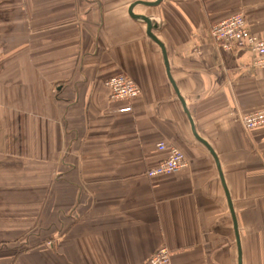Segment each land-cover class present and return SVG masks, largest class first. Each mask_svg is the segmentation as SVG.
<instances>
[{"label":"crops","instance_id":"0c3cea01","mask_svg":"<svg viewBox=\"0 0 264 264\" xmlns=\"http://www.w3.org/2000/svg\"><path fill=\"white\" fill-rule=\"evenodd\" d=\"M145 3L155 6L141 5ZM133 6L131 12L129 8ZM264 264V69L211 27L240 13L264 36V0H0V264ZM117 74L140 88L108 100ZM130 106L129 112L118 110ZM177 147L187 167L146 173Z\"/></svg>","mask_w":264,"mask_h":264},{"label":"built area","instance_id":"2783aa9c","mask_svg":"<svg viewBox=\"0 0 264 264\" xmlns=\"http://www.w3.org/2000/svg\"><path fill=\"white\" fill-rule=\"evenodd\" d=\"M210 36L213 42L226 52L240 47L248 49L253 55L252 67L264 69V36L258 38L250 33L245 26L242 14H233L214 24L210 29ZM105 86L108 89V100L111 102L132 101L141 93L138 85L124 74L108 78ZM130 110L131 107L128 105L118 111L129 112ZM239 123L247 131L262 126L264 109L240 115ZM156 149L159 152H165L167 156L156 167L147 171V177L167 176L187 167V161L177 147L161 142L157 144ZM144 264H171V253L167 248L161 247Z\"/></svg>","mask_w":264,"mask_h":264},{"label":"water","instance_id":"95a60500","mask_svg":"<svg viewBox=\"0 0 264 264\" xmlns=\"http://www.w3.org/2000/svg\"><path fill=\"white\" fill-rule=\"evenodd\" d=\"M141 5L155 6L156 4H151V3L148 4V3H145V4H141ZM132 8H133V6H131L129 8V11L130 12H131ZM129 14H130L131 17L133 16L132 18L140 19V20H142L146 24V27H147L146 34H147V37L149 39H151L155 44H157V46L160 48L161 53H162V57H163V61H164L165 70H166V76L168 78V81L172 85L173 90H174L175 94L177 95V98H178L179 102L181 103V106H182V109H183L185 115L187 116V119H188L189 125H190V129H191V133H192L194 139L198 143H200L203 147H205V149L209 152V154L211 155V157L213 158V160L215 162V166H216V169H217V172H218V175H219V179L221 181V185H222L223 190H224V193H225V197H226L227 204H228V207H229V210H230V214H231V218H232V221H233V230H234V235H235V239H236V247H237V264H242V260H241V248H240V242H239V235H238L237 224H236L235 216H234V213H233V209H232V205H231V200H230V197H229V193L227 191V188H226L225 183H224V180H223V175H222L221 167H220L219 161L217 159V156L214 153L213 149L209 146V144L206 141H204L203 139H201L199 137V135L197 134V132H196V130L194 128L192 119H191V117L189 115V112L186 109L185 103H184L183 99L180 97L179 92H178L175 84L173 83V81L171 80V78L169 76V65L167 63V59H166V55H165V49H164L162 43L160 41H158V39L152 33V31H151L152 28H151V25L149 23V20L146 17H144V16H135L132 13H129Z\"/></svg>","mask_w":264,"mask_h":264},{"label":"bare ground","instance_id":"6f19581e","mask_svg":"<svg viewBox=\"0 0 264 264\" xmlns=\"http://www.w3.org/2000/svg\"><path fill=\"white\" fill-rule=\"evenodd\" d=\"M141 4V3H140ZM148 19V18H147ZM149 20V23H150V21L152 22V20H150V19H148Z\"/></svg>","mask_w":264,"mask_h":264}]
</instances>
